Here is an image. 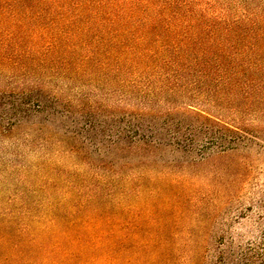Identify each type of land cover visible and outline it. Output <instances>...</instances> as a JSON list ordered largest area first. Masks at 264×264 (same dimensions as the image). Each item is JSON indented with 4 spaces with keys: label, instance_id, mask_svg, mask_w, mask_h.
Returning a JSON list of instances; mask_svg holds the SVG:
<instances>
[{
    "label": "rangeland",
    "instance_id": "obj_1",
    "mask_svg": "<svg viewBox=\"0 0 264 264\" xmlns=\"http://www.w3.org/2000/svg\"><path fill=\"white\" fill-rule=\"evenodd\" d=\"M51 1L56 2L42 20L47 29L37 40L41 45L54 33L49 27L53 9L164 15L157 24L158 44L264 45V0ZM28 17L24 25L6 18L0 31L14 28L29 44L31 27L37 22ZM12 75L18 76L0 69V90L32 80V76ZM124 76L84 77L68 86L70 93L96 95L110 107L122 99L124 107L135 108V99L121 98L120 84L110 82L111 77L122 80ZM43 78L49 80V76ZM55 85L63 87L66 82L49 84ZM200 97L201 109L243 129L246 145L205 157L168 150L156 157L126 155L104 142L107 131L121 121L107 119L88 130L81 125L86 130L81 135L91 140L83 136L72 140L63 133L71 121L57 115V110L47 120L50 130L41 135L29 131L31 140L26 144L22 143L25 129H14L0 142V226L3 229L12 221L24 230L22 237H13L23 251L17 260L37 256L47 262L43 251L28 248L27 240L33 237L47 248L58 242L63 249L74 250V232L65 223L52 225L51 218L68 222L84 217L88 207H99L87 199V187L104 180L115 186L106 214L119 216L124 228L108 251L89 249L86 257L102 255L105 264H264V112L232 114L225 103ZM79 116L81 123L101 119L98 114ZM175 118L188 121L180 114ZM71 145L83 149L82 158L69 153ZM16 227L4 230L15 234ZM75 231L83 232V228L79 225ZM0 250L9 251L5 243H0Z\"/></svg>",
    "mask_w": 264,
    "mask_h": 264
},
{
    "label": "trees",
    "instance_id": "obj_2",
    "mask_svg": "<svg viewBox=\"0 0 264 264\" xmlns=\"http://www.w3.org/2000/svg\"><path fill=\"white\" fill-rule=\"evenodd\" d=\"M55 2L0 0V23L7 18L14 25H24L28 15L37 22L31 27L29 44L23 43L22 33L14 28L0 31L4 34L0 35V69L18 74L13 77L32 76L30 82L0 90V142L20 127L25 129L22 143L30 142V132L41 135L50 130L47 120L57 110V115L70 119L63 133L72 140L79 136L91 140L81 135L86 131L81 125H87L88 130L96 123L102 126L107 119L121 121L107 131L104 142L109 149L126 155L156 157L168 150L205 157L246 145L243 129L201 109L200 96L225 103L224 108L232 114L264 112V45L158 44L157 24L164 15L67 13L58 9L50 10L49 27L54 33L41 45L37 40L41 41L47 29L42 20ZM111 74L125 75L122 80L111 77L109 81L120 84L124 90L121 98L129 95L135 99V108L124 107L122 99L110 107L96 95L70 93L68 85L74 81ZM44 76L49 80L44 81ZM57 80L65 81L66 86H49ZM82 114H98L101 119L87 118L81 123ZM179 114L188 121L175 118ZM68 151L79 159L84 155L77 145ZM114 187L110 181H95L87 187V199L99 207H88L84 217L68 222L51 218L52 225L65 223L74 232V250L67 251L58 242L47 248L40 239L27 240L28 248L43 251L47 262L37 256L25 262L17 260L23 251L13 237H22L24 230L7 221L3 229L0 226V243L9 251L0 250V264H105L102 255L88 258L85 251H108L121 236L122 219L105 211L111 205L108 201ZM79 225L83 232L75 231ZM15 227V234L4 230Z\"/></svg>",
    "mask_w": 264,
    "mask_h": 264
}]
</instances>
